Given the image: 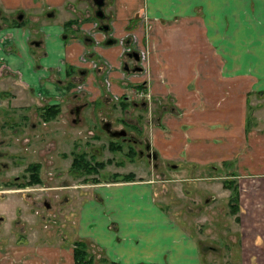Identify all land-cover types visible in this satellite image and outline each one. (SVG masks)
Segmentation results:
<instances>
[{
	"label": "crops",
	"instance_id": "1",
	"mask_svg": "<svg viewBox=\"0 0 264 264\" xmlns=\"http://www.w3.org/2000/svg\"><path fill=\"white\" fill-rule=\"evenodd\" d=\"M143 2L104 0L102 5L103 17L109 19L108 30L115 36L129 30H138L142 36L137 22L144 8L151 21L157 22L145 32L151 53L145 76L122 67L126 54L117 43L102 42L104 36L94 24L96 20L90 17L88 7L83 10L84 0H0V152L2 146L10 147V138L2 136L9 135L4 118H12L13 135L20 136L31 127L28 131L39 135L33 146L43 142L32 148L37 150L33 160L40 163L39 193L0 195V264H8V255L12 264H72L71 241L79 237L122 264L156 258L165 264H201L206 258L209 252L202 242L206 236L182 224L166 201H159L152 172L75 184L72 190H80L57 203L60 212L74 222L65 225L61 213L48 211L52 200L47 192L57 196L58 189L70 185H58L55 179L60 174L58 146L66 153L62 137L76 129L68 122L73 121L68 113L71 104L103 99L106 105L115 94L136 98L133 92L142 91L135 90V85L143 79V97H149V91L151 100L161 103L162 109L165 98L172 102L168 110L159 111V123L149 126L150 146L155 152L150 163L154 167L155 157L160 156L174 169H198L180 179L192 182L197 178L199 183L197 192L203 200L193 208L199 229L205 233L215 230L221 214V224L225 223L219 202L226 198L225 210L237 225L241 259L247 264H264V0ZM77 19L79 27H74ZM87 33L97 41L90 43ZM84 55L98 57V64L93 65ZM80 81L85 89L74 92ZM53 100L59 101V119L62 124L68 122L67 132L58 131L55 120L40 119L41 103ZM16 113L19 118L25 115L21 126L14 124ZM32 149L29 145L25 150ZM19 165L9 166L7 158L0 156V167L8 174H16ZM235 180L239 209L231 212L228 185ZM33 187L32 183L30 189ZM41 194L44 197H38ZM38 203L46 211L37 217ZM49 220L56 221L53 230L62 235V242L42 230L41 236L47 239L45 244L37 242L39 249L35 243L16 249L15 241L24 243V232L33 222L46 228ZM18 225L23 228L15 229ZM160 236L168 237V242Z\"/></svg>",
	"mask_w": 264,
	"mask_h": 264
},
{
	"label": "rangeland",
	"instance_id": "2",
	"mask_svg": "<svg viewBox=\"0 0 264 264\" xmlns=\"http://www.w3.org/2000/svg\"><path fill=\"white\" fill-rule=\"evenodd\" d=\"M145 4V0L143 2ZM94 1L93 0H84V8L83 10L86 12V7H88L89 13H90V17L93 18L94 20H97V15L94 12V7H93ZM103 6V5H102ZM104 9V6H103ZM80 14H83L82 12H79ZM149 14V12L146 10V8L143 9L142 14L140 16V22H137V26L139 28L142 29L143 33L142 36L138 35V30L137 33L133 30H129L127 33H124L121 38L123 39L124 42H127V45H129L130 49H136L140 52V54H142V57H139L137 59V63L141 66V64L145 63L147 66H149V62L151 63V53H149V36H146V33L150 28L154 29L153 26H156L157 22L155 21H151L150 16H147ZM103 21H109V19L104 16L102 18H100ZM157 28H155L156 30ZM125 35L127 36V38H125ZM202 40V39H201ZM117 44L121 45L120 42L116 41ZM138 52V54H139ZM139 54V56H140ZM127 57V55H126ZM131 63V61H129ZM141 63V64H140ZM137 64V65H138ZM150 67V66H149ZM149 72V70H148ZM142 74H144V76L147 74V71L143 72ZM142 82L143 81H139ZM146 84V80H144L143 86ZM142 87V85L140 86ZM142 93L139 92V94H137V91L134 93L133 92V96L136 97L137 99L143 100L144 102L142 103L140 100L136 102V105H134V103L127 101L125 104V107H119L116 103V98L113 100L114 103L116 104H102L101 100H97V101H91L89 103H86L85 106L82 108L81 112H80V117L82 118V120L80 121L79 119L77 121H71L70 119L68 120L69 123H71L75 128V131H73V134L68 136V135H64L62 137L63 141H61V144L64 145L65 147H63V149L66 150V153L64 152L62 154L61 152V146H58V149H60V152L57 153V155L60 158L61 163L58 165V168L60 169V174H58V177L55 179L56 183L58 185H62V184H69V186H64L62 187V189H58L56 191V195H53V193L47 192L48 197H50V199L52 200L51 202V208L48 211H57V213H61L60 210L61 208L57 207V203H59V205L61 204V202L64 201V196L65 195H69L70 194H74L73 192L75 191H79V190H72L75 188V184H78L79 182H83L86 180L82 179V175L81 174H75V170H72L71 168H69V163H70V158H71V154L70 152L71 149L75 150H82L85 149L87 151V153H90L93 155L94 158L96 159H105V157H109L110 161L105 163L103 165V167L99 168L98 172L96 173V177L97 179H104V178H114L117 176H121L122 173L124 172H131V174L135 175V173L137 172V177L138 176H146L147 174H149L150 172L153 173V177L156 178V189H158L157 193L159 194V201L161 200L162 202L166 201V206L168 207L169 211H171L172 213H174V216L176 219H178L180 222H182V224H184L185 226L189 227V228H193V230L196 233H203L206 238L202 239L203 243H205L207 246H204L205 249H207V252H209V254L206 256L205 259H202V263L201 264H247V262H244L241 258H242V248L239 247V240H238V235H237V229H236V223L234 222V218L232 217L231 214H229V212H227L226 207H227V199H220L219 205H222V207H224V213H225V223L227 224L225 226V228L223 229H218L220 228V225H225V223L221 224L222 220V215L220 216L218 215L217 218V222L219 226L215 227V230H209L208 232H204L202 231V229H199V225L197 224L199 218H198V213L194 212L193 208H194V204L196 203V206L198 205V202H201V198L199 197L200 194L199 192H197L198 187H196L198 183L197 178L194 179L195 181L192 182H185L183 180L180 179V176H185V174L188 173H194V172H198V169L195 170H191V172L187 171V169H174V167L172 166H168L166 164H164V160L163 158H161L160 156L155 157V163H154V167L153 165L150 163V159L151 157H148L146 155H144V153L142 152V154L137 153V148L142 146V141H149L150 143V125L155 123H159V120H156L160 115H162V113H159L160 110H165V109H169V105L172 103L170 99L165 98L162 102L166 104V107H164V109H162L161 107V103H157L153 100H151V93L148 91L149 93V97H143L144 96V91L143 89H141ZM142 96V97H141ZM134 98V99H136ZM99 102V103H98ZM139 103V104H137ZM98 105H104V109H108L106 111V114H104V116L108 119H110L111 121V126L112 127H118V126H124L127 130H128V135L135 137V140L129 139L128 137L123 138L122 136H120L119 134H115V133H111L108 131V129L105 128H100L97 127L99 124L96 123V121H92L91 117H88V113L91 110V112H93V114L96 112ZM145 106V107H144ZM16 110L19 107H15ZM20 110H23L22 108H19ZM18 113H16L15 117H18ZM10 117V115H9ZM25 117V115H24ZM23 118H17L14 121V124H17L18 126H21L23 124V122L25 121ZM131 120L133 119L135 121V124L137 125V128L134 127H129V125H127L125 123V120ZM12 118H7V119H3V121H5L4 126L6 124H8L6 127H8L7 130H5V132H7L9 134V136H12L14 133H11L12 131ZM51 120H55V128H57L58 131L60 130H64V131H68L70 130L68 127V122L66 121L64 124H62L61 120L59 119V115L57 114L56 116L52 117L49 119V121ZM122 120V121H121ZM48 121V122H49ZM249 121V118H246V122ZM52 123V122H51ZM49 123V124H51ZM47 124V125H49ZM248 124V123H247ZM46 125V126H47ZM86 125H92L95 127L92 128L91 127V132L90 133H85L86 130L85 127ZM29 129H31V127H29ZM28 129V130H29ZM28 130L24 131L22 134H20V137L22 139V137L24 136H28L30 137V139L28 140V145H31V149L35 146H33L32 141L35 140L36 137H39V135H35L32 132H29ZM15 132V131H14ZM79 132V133H78ZM16 133V132H15ZM130 133V134H129ZM19 135V133H16V135ZM123 134V133H122ZM3 139L7 140V135H2ZM43 136H40V140ZM74 137V139H73ZM114 140V141H120L121 143V148H117V149H112L107 145V140ZM139 139L141 140V142H139ZM1 140V139H0ZM137 141V142H136ZM3 142V140L0 141V143ZM40 142V141H39ZM39 142H37L39 144ZM12 143V144H11ZM43 143V142H41ZM40 143V144H41ZM9 145V150H14L17 151L18 146L20 147L22 144V141L20 140V142L18 141V138L13 141V139L10 141ZM35 146V148L37 149L38 146ZM129 144L131 145V147H133V151L131 152V154H127V148L129 147ZM23 145V144H22ZM14 147V148H12ZM23 147V146H21ZM6 146H2V149H5ZM48 148V147H47ZM57 149V150H58ZM54 151V149H53ZM37 150H33L32 152L30 151L29 154L26 156L25 154L22 155L21 152V156L18 155V157L15 158V163H18V161L20 162H26L29 159L33 160L32 156L36 155ZM49 153H51V150H49ZM14 156V155H13ZM8 160H11V158L9 156ZM24 157V158H23ZM18 159V160H17ZM157 163V164H156ZM162 163V164H161ZM23 170V169H22ZM21 167L19 168L18 172L20 174V178L22 176V171ZM25 171V170H24ZM141 171V173H140ZM147 173V174H146ZM139 174V175H138ZM142 174V175H141ZM45 178V176H43ZM45 180V179H44ZM62 182V183H61ZM49 183V182H48ZM47 183V184H48ZM73 185V186H71ZM190 189L191 193H185L184 191L186 189ZM37 190H31L29 191V194H36ZM73 191V192H72ZM39 193V191H37ZM45 193V191H44ZM81 194H79L80 196ZM190 195H192L190 197ZM44 197V194H41L38 197ZM47 197V198H48ZM49 199V200H50ZM41 202V201H40ZM55 202V203H54ZM163 202V203H164ZM226 204V206H225ZM57 208V209H56ZM38 210V215H43V213H45L46 211V207L42 206L40 203L37 207ZM193 210V211H192ZM54 215V214H52ZM51 215V216H52ZM60 217L63 219L64 224L66 225L67 222H74L71 217H65V215H63L62 213L59 214ZM232 219H228V218ZM54 218L57 220V218L54 215ZM215 219V216L212 214L211 217V221H213ZM38 221H41V219H38ZM55 221V222H56ZM50 222V223H49ZM53 222V223H55ZM52 223V220H49L46 224V228H44L43 223H39V222H33V227L32 228H28L27 232L25 230L24 235L26 236V240H23L24 243L23 244H19L17 242V240L15 241V244H18L19 246L16 247V249H25L26 244L28 246H32L34 243L35 248L38 247V249L40 248L41 244H38L37 242H40L42 244H45V240L47 239L44 235L41 236V232L42 230L47 231L46 236L49 238H55L56 240H60L62 238V235H59L58 233H56V229H54V224ZM159 226H162L159 224ZM21 229L23 228V226L18 225L16 226L15 229ZM27 228V224L25 229ZM54 229V230H53ZM65 230V229H62ZM65 232H67V230H65ZM228 232L231 233V236L228 235ZM234 234V235H233ZM17 235V231H14L12 233V237ZM61 237V238H60ZM161 240L164 242H168L169 238L166 236H160ZM13 239V238H12ZM17 239V238H16ZM61 242L63 240H60ZM72 242V241H71ZM213 244L214 247H211L210 245ZM89 248L92 250L91 252L94 254V261L92 264H109V262L105 259H102V256H104V254L101 252L100 249H98V247H96L95 245L93 246V244L90 245L89 243ZM144 248L145 250L147 248H149L146 243L144 244ZM202 253V252H201ZM203 255V254H202ZM106 256V255H105ZM107 257V256H106ZM142 261H149V260H144L142 259ZM150 261H155L158 263L165 264L160 258H156L154 260H150ZM5 262H8V264H12L13 260L11 259V257L8 255L7 256V260ZM135 262V261H133ZM129 264V263H128Z\"/></svg>",
	"mask_w": 264,
	"mask_h": 264
},
{
	"label": "flooded vegetation",
	"instance_id": "3",
	"mask_svg": "<svg viewBox=\"0 0 264 264\" xmlns=\"http://www.w3.org/2000/svg\"><path fill=\"white\" fill-rule=\"evenodd\" d=\"M93 1H94L93 7L95 8L94 9V12L97 13V15H98L97 16L98 19L95 21L96 23H94V24L96 25L97 29L99 31L101 30V32L103 33V36H104L103 39L104 40L102 42L103 43L104 42L105 43L112 42V41L115 42V43H116V41L120 42L121 45H119V44L118 45L122 48V50H123L122 53L127 55V57L123 61L122 67L125 65V66H127L128 69H133L134 71H137V72L140 71V73L145 72L146 71L145 68H147L146 64L145 63H143V64L140 63L141 64V66H140L137 63L138 62L137 59L139 57H142V54H140V52L138 50H136V49H130L129 45H127V42H124L123 39L121 38L122 36H115V35H113L111 33L112 31L110 32L108 30L110 28L108 21L106 22V21H103V20L100 19V18L103 17V15H105L104 10H103V8L101 6L102 3L104 2V0H101V2H99V3H97L95 0H93ZM99 8L101 9L100 13L98 12ZM76 21H77V23L75 22L74 27L75 26L79 27L80 19H77ZM70 22L71 21H69L68 24H70ZM63 24L65 26L66 23L63 22ZM87 37L89 38L90 43H95L97 41L96 38L91 33L90 34L87 33ZM125 38H127L126 35H125ZM100 41H101V39H100ZM138 52H139L140 56H139ZM85 57H87V58L90 57L91 60H92V64L93 65H97L98 64V62H97L98 61V59H97L98 57H92V56H85ZM101 58H99V59H101ZM129 61H131V63ZM108 69H109V67H108ZM124 69H126V68H124ZM144 80H146V79H143L142 80L143 83H144ZM139 83L143 87V83L142 82H139ZM139 83H136L135 90H139L140 89V91H141V88L142 87H140L141 85ZM75 86L76 87H74L75 88V91L74 92H76L77 90H78V92H81L82 90L85 89L84 82H82V81L77 82V84ZM143 90H145V89H143ZM147 96L148 95L145 94V97H147ZM115 98L117 100L116 103H117V105L119 107H125L126 106L125 103L127 101H131L132 103H134V105H136V102L140 100V99H137V98L136 99H134V98L133 99H128V97L125 94L124 95H121V96L115 94V96H113L111 102H108L107 104H110V105L113 104L114 103L113 100ZM121 101L122 102L124 101L123 104L121 103ZM140 101L142 103L144 102L143 100H140ZM53 102L56 103L59 106V101H54V100L53 101H45V102H43L44 104L41 103L40 106L45 105V104H50V103H53ZM86 102H87L86 100L85 101H79L78 100L77 102L71 104V107L69 108L68 113L70 114L69 116H70V118L73 121H77L78 119L79 120L81 119L79 115H80V112H81L82 108L85 106ZM89 102L90 101H88L87 103H89ZM101 103L102 104H105L106 102H104L103 99H102L101 100ZM116 103H114V104H116ZM137 104H139V103H137ZM107 110L108 109H104V105H103V107L101 109H97L94 114L90 110L89 113H88V117H91L92 118V121L94 120V121H96V123L99 124L97 127L100 126V128L108 129V131L111 132V133H116V130L118 131V130L124 129L123 134L122 133H119V135L122 136L123 138L128 137L129 139L135 140L136 139L135 137L128 135V130L124 126H118V127H112L111 126L110 119H108V118H106L104 116V114H106V111ZM125 123L127 125H129V127H132V128L136 127L137 128V125L135 124V121L133 119H131V120H129V119L128 120H125ZM91 127L94 128L95 125L94 126H92V125L91 126L90 125H86V127L84 129V130H86L85 133H90L92 131L91 130ZM7 137L10 138V139H8L9 141H11L12 139H13V141H15L18 138V141L20 142V140H21L22 141V144H23V145L22 144H19V145H21L23 147L20 146L18 148L17 152L14 153V154L12 153L13 151H11V150H9L7 148L1 149L2 151L0 152V156L2 158H7V161H8V165L9 166H13L14 164H18L19 163L21 165V166L20 165L19 166L21 167V170H22L23 167H25V165L27 164V162L30 161V159L28 161H26V162H20V161H18V163H15V161H16L15 158L18 157V155L22 157V155H24V154L26 156L29 154L30 151L29 150L26 151L25 149H28V147H29L28 143H26V142H28V140L30 139V137L24 136L25 141H23L21 139V137L18 136V135L17 136H15V135H12V136L7 135ZM139 142H141L140 139H139ZM107 143H108V141H107ZM7 144H10V142L7 143ZM129 146H131V145L129 144ZM132 149H133V147H132ZM129 150H130V147L127 148V152H126L127 154H129L128 153ZM136 151H137V153H140V154H142V152H143L144 155H146L148 157H151V158H152V156H154V153H155L153 151L152 147L150 146V143H149L148 140L147 141L143 140L142 141V146L141 147H138ZM19 152H21L22 155ZM7 156H9L11 158V160H8V157ZM22 171H23L22 172V176L20 178L19 177L20 176L19 172H17L16 174H11V173L8 174V170L7 169H4V168H1L0 167V195H2V196H4V195H8V196L19 195V196L23 197L24 194L25 193H29V191H31V189L32 190H36L37 188H41V185H40L41 184V181L40 180H39V182H35V183L32 182L33 185H34V187L31 188V189H30V186H32V183H24V182L23 183H20V182L24 181V179H25V176H24L25 171L24 170H22ZM88 180H90V179H88ZM91 181H93V180H91ZM37 191H36V194H38ZM38 205H39V203L36 206L38 207ZM37 207H36L35 211H38L37 210ZM19 232L22 233V232H24V230H19Z\"/></svg>",
	"mask_w": 264,
	"mask_h": 264
},
{
	"label": "trees",
	"instance_id": "4",
	"mask_svg": "<svg viewBox=\"0 0 264 264\" xmlns=\"http://www.w3.org/2000/svg\"><path fill=\"white\" fill-rule=\"evenodd\" d=\"M69 22V21H68ZM140 84V83H139ZM141 85V84H140ZM124 102V101H123ZM121 101V103L123 104ZM39 112H40V119L48 120L58 113L60 110V107L56 103H50V104H45L42 106H39ZM108 143L107 145L112 148V149H117L121 148V143L120 141H114V140H107ZM130 147V150L128 153L131 154L132 152V147ZM72 152H70L71 159L69 163V168L72 170H75V174H81L83 177V180H98L96 173L98 172L99 168L103 167V165L107 162L110 161L109 157H105V159H96L93 157L92 154L87 153L85 149L82 150H75L71 149ZM40 163L38 160H30L27 162L25 167H23V170H25V179L24 181L20 183H35L39 182L41 179L40 175V169H39ZM129 177L132 176L131 172H126L122 173L121 176ZM115 178V176H114ZM237 182L236 180L232 182L231 184L229 183L228 187L230 188V194H229V211L231 212H237L239 209V204L238 201L239 199L237 198L238 196V188L236 186ZM235 218H238L237 215H235ZM72 257H73V263L72 264H92L94 261V254L91 252L92 250L89 248V242L85 240L84 238H76L72 240ZM102 259H105L109 262V264H122L119 261H116L114 259H110L106 257L105 255L102 256ZM128 264V263H126ZM129 264H162L158 263L155 261H135V262H130Z\"/></svg>",
	"mask_w": 264,
	"mask_h": 264
},
{
	"label": "water",
	"instance_id": "5",
	"mask_svg": "<svg viewBox=\"0 0 264 264\" xmlns=\"http://www.w3.org/2000/svg\"><path fill=\"white\" fill-rule=\"evenodd\" d=\"M97 3L101 2V0H95ZM101 9L99 8L98 12L100 13ZM124 132V129H121V130H116V133L119 134V133H123ZM115 133V134H116Z\"/></svg>",
	"mask_w": 264,
	"mask_h": 264
},
{
	"label": "bare ground",
	"instance_id": "6",
	"mask_svg": "<svg viewBox=\"0 0 264 264\" xmlns=\"http://www.w3.org/2000/svg\"><path fill=\"white\" fill-rule=\"evenodd\" d=\"M96 15H97V13H96ZM98 16V15H97Z\"/></svg>",
	"mask_w": 264,
	"mask_h": 264
}]
</instances>
